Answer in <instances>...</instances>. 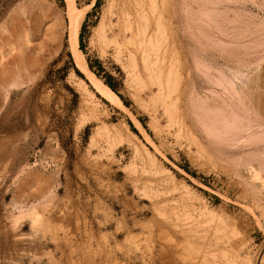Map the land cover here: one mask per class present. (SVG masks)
Listing matches in <instances>:
<instances>
[{
    "label": "rangeland",
    "instance_id": "rangeland-1",
    "mask_svg": "<svg viewBox=\"0 0 264 264\" xmlns=\"http://www.w3.org/2000/svg\"><path fill=\"white\" fill-rule=\"evenodd\" d=\"M73 2L123 105L64 0H0V264H264V0Z\"/></svg>",
    "mask_w": 264,
    "mask_h": 264
},
{
    "label": "bare ground",
    "instance_id": "bare-ground-1",
    "mask_svg": "<svg viewBox=\"0 0 264 264\" xmlns=\"http://www.w3.org/2000/svg\"><path fill=\"white\" fill-rule=\"evenodd\" d=\"M152 1V0H151ZM161 1H163V0H161ZM45 2V1H44ZM64 2H65V8H66V15H67V17H68V21H67V26H66V36H67V43H68V48L70 49V51H71V54H72V58H73V61H74V63H75V65H76V67L80 70V72L83 74V76H84V79L85 80H83V79H81V78H78V80H77V82L76 83H74L75 84V87H78V88H85V85H86V82L85 81H87L88 82V84L94 89V91H96L100 96H102L104 99H106V100H108V101H110V102H118L119 104H121V105H123L122 104V102H121V100L119 99V97L113 92V90L109 87V86H107L105 83H103L99 78H97L89 69H88V67H87V64H86V62L84 61V58H83V52H82V50L80 49V47H79V42H78V33H79V28H80V23H81V20H82V18H83V16H84V12H81V11H79V10H77V8L74 6V2H73V0H64ZM130 2V1H129ZM148 2H149V0H148ZM155 3V2H154ZM128 4V3H127ZM149 4H151V3H149ZM24 5V4H23ZM135 5V4H134ZM142 5V4H141ZM160 5V4H159ZM29 7V6H28ZM32 7V6H31ZM38 7V6H37ZM39 7H41V6H39ZM44 7V9L47 11V12H50V13H52L51 11V8L49 7V6H47V5H44L43 6ZM156 7V6H155ZM16 8V7H15ZM135 8H136V6H135ZM148 8V7H147ZM152 8V7H151ZM154 8V7H153ZM27 9V8H26ZM165 9V8H164ZM28 10V9H27ZM153 10V9H152ZM210 10V9H209ZM15 11V10H14ZM44 11V10H43ZM136 12V11H135ZM154 12V11H153ZM44 14H45V12H43ZM49 13V14H50ZM122 13V12H121ZM142 13V12H141ZM209 13V12H208ZM44 14H42L43 16V18H44ZM48 14V15H49ZM160 14V13H159ZM15 15V14H14ZM25 15H26V13H25ZM24 15V16H25ZM45 15H47V14H45ZM122 15V14H121ZM125 15H127V13L125 14ZM124 15V16H125ZM129 15V14H128ZM153 15V14H152ZM158 15V14H157ZM205 15V14H204ZM206 15H208V14H206ZM216 15V14H215ZM8 16H9V13H8ZM8 16H6V18L8 17ZM16 16H17V14H16ZM16 16L14 17H12V16H10V18H11V20H12V18H15L16 19ZM143 16V15H142ZM209 16V15H208ZM34 17H36V16H34ZM47 16H45V18H46ZM127 17V16H126ZM134 17H135V15H134ZM133 17V18H134ZM159 17V16H158ZM19 18H21V20H22V18L23 17H19ZM19 18H18V22H19ZM27 18H28V15H27ZM27 18H25L26 20H27ZM36 18H38V17H36ZM140 18V17H139ZM143 18H144V16H143ZM157 18V17H156ZM24 19V20H25ZM28 19H30V18H28ZM34 19V21L35 20H37V19H35V18H33ZM42 19V18H41ZM137 19V18H136ZM158 19L159 18H157V22H158ZM207 19H209V18H207ZM11 20H9L10 22H11ZM25 20V22H27L28 23V20L26 21ZM116 20V19H115ZM241 20H242V18H241ZM16 21V20H15ZM15 21L13 22V23H15ZM137 21V20H136ZM144 21H145V19L143 20V23H144ZM9 22V23H10ZM23 22V23H22ZM24 21H21V23H22V27H23V25H25V24H27V23H25ZM123 22H124V20H123ZM127 22H128V20H127ZM155 22V21H154ZM214 22V21H213ZM226 22V21H225ZM233 22V21H232ZM253 22V21H252ZM6 23H7V21H6ZM20 23V24H21ZM34 23V22H33ZM115 23H116V21H115ZM134 23H136V22H134ZM145 23H146V21H145ZM226 23H228V22H226ZM254 23V22H253ZM5 24V23H4ZM16 24H18L17 22H16ZM29 24V23H28ZM42 24V23H41ZM127 24V23H126ZM156 24V23H155ZM158 24V23H157ZM161 24V23H160ZM159 24V25H160ZM256 24H259V23H256ZM10 25L11 26H13L12 25V22L10 23ZM43 25V24H42ZM42 25H41V28H42ZM110 25V24H109ZM125 24H123V27H125V29H129L128 27H129V25L128 26H124ZM143 25V24H142ZM20 26V25H19ZM37 28H35V31L36 32H38L39 33V27H40V24H37ZM44 26V25H43ZM134 26H135V24H134ZM138 26H139V24H138ZM219 26V25H218ZM255 26H258V25H255ZM10 27V26H9ZM30 27H32V26H29V28ZM137 27V26H136ZM141 27V26H140ZM156 27V26H155ZM17 28V25H14V27L12 28L13 29V33L15 34V30H18V28ZM25 28V27H24ZM33 28H34V26H33ZM144 28H146L145 26L142 28L141 27V29L143 30ZM157 28V27H156ZM155 28V29H156ZM9 30L11 29V27L10 28H8ZM20 29V28H19ZM22 29V28H21ZM20 29V30H21ZM32 29V28H31ZM31 29H30V32H31ZM45 28H43V30H44ZM122 29V28H121ZM124 29V30H125ZM138 29H139V27H138ZM138 29H136V30H138ZM140 29V30H141ZM158 29V28H157ZM231 29V28H230ZM234 29H235V27H234ZM240 29V28H239ZM249 29V28H248ZM9 30H8V32H9ZM33 30V29H32ZM43 30H40V31H42V33H43ZM46 30V29H45ZM159 30V29H158ZM158 30H157V32H158ZM262 30V29H261ZM126 31V30H125ZM131 31V30H130ZM152 31V30H151ZM223 31V30H222ZM240 31V30H239ZM244 31H246V27H245V30L243 29V31H242V33L241 34H243L244 33ZM128 32H129V30H128ZM127 32V33H128ZM132 32V31H131ZM130 32V33H131ZM138 32V31H137ZM136 32V33H137ZM140 32V31H139ZM255 32V31H254ZM9 33H11V30H10V32ZM32 33V32H31ZM144 33V32H143ZM143 33H142V35H143ZM159 33V32H158ZM237 33H240V32H237ZM14 34H12V35H14ZM40 34V33H39ZM117 34H119V33H117ZM141 34V33H140ZM161 34V33H160ZM35 35V34H34ZM133 35H134V33H133ZM162 35V34H161ZM9 36V35H8ZM42 36V35H41ZM103 36V35H102ZM116 36H118V35H116ZM150 36V35H149ZM148 36V37H149ZM155 36V35H154ZM153 36V37H154ZM160 36V35H159ZM236 36V35H235ZM239 36V35H238ZM10 37H11V35H10ZM13 37V36H12ZM115 37V36H114ZM121 37V36H120ZM142 38H143V36H141ZM152 37V38H153ZM138 38V37H137ZM138 39V41H136L137 43H142L143 42V44H144V41H142L143 39ZM145 38H146V36H145ZM161 38V37H160ZM256 38V37H255ZM104 39V38H103ZM124 39V38H123ZM114 40V42L113 43H115L116 41V39H113ZM126 40L128 41V39H127V37H126ZM145 40H147V39H145ZM160 40V39H159ZM255 40H257V39H255ZM260 40V39H259ZM35 41H36V39H35ZM105 41V40H104ZM108 41H110L111 42V40H108ZM130 41V40H129ZM128 41V42H129ZM152 41V40H151ZM32 42V43H31ZM37 42V41H36ZM36 42H34V40H32V41H30V47H28V51H30V52H25L26 54H25V56H24V60L27 62V64H29L30 65V67L31 66H33L34 64L36 65L37 64V62L39 63L40 62V60H39V57H37V56H35V54L33 55L32 53L33 52H37V50L38 51H40V48H39V45H37L38 43H36ZM106 42V41H105ZM109 42V43H110ZM120 42V41H119ZM127 42V43H128ZM130 42H132V39H131V41ZM147 42V41H146ZM113 43H112V45H113ZM133 43V42H132ZM136 43V44H137ZM107 44V43H106ZM117 44V43H116ZM115 44V45H116ZM129 44V43H128ZM150 44V43H149ZM155 44V43H154ZM262 44V43H261ZM110 45V44H109ZM139 45V44H138ZM27 46H28V44H27ZM120 46V45H119ZM118 46V47H119ZM106 47V46H105ZM115 47V46H114ZM117 47V46H116ZM115 47V48H116ZM117 47V48H118ZM134 47V46H133ZM144 47V46H143ZM150 47V46H149ZM153 47V46H152ZM156 47H157V45H156ZM155 47V48H156ZM110 48V47H109ZM137 48H139L138 46H137ZM154 48V49H155ZM140 49H142L141 48V46H140V48H139V50L138 51H140ZM144 49V48H143ZM25 50H26V48H25ZM116 50H118V49H116ZM137 50V49H136ZM145 50V49H144ZM24 51V50H23ZM119 51V50H118ZM150 52H152V50L150 51ZM23 53V52H22ZM140 53L142 54V52L140 51ZM153 53V52H152ZM146 52H143V54H142V58H145L146 60H147V58H146ZM18 55H21L20 53L18 54ZM117 55V54H116ZM120 55V54H119ZM131 56H132V54H130ZM140 55V54H139ZM21 56H23V55H21ZM126 56H128V55H126ZM131 56H129L130 58H131ZM148 57V56H147ZM13 58V57H12ZM128 58V57H127ZM155 58H156V56H155ZM20 59V57H18V59L17 60H19ZM132 59H133V57H132ZM131 59V60H132ZM140 59V58H139ZM13 60H14V58H13ZM134 60V59H133ZM141 60V59H140ZM16 61V60H15ZM20 61V65H21V59L19 60ZM24 61V62H25ZM154 61V60H153ZM156 61V60H155ZM131 62H134V61H131ZM143 63H144V61H142ZM15 63V62H14ZM17 63H19V62H17ZM34 63V64H33ZM26 63H25V65H27ZM131 64V63H130ZM134 64L135 63H133V66H134ZM145 64V63H144ZM19 65V66H20ZM29 65H28V67H29ZM150 65V64H149ZM136 67V66H135ZM150 67V66H149ZM131 69H133V67L131 68ZM159 70V69H158ZM133 73V72H132ZM137 73V72H136ZM74 74V73H73ZM75 75V74H74ZM135 76V75H134ZM73 78V77H72ZM140 78V77H139ZM71 79V78H70ZM16 81V80H15ZM75 82V81H74ZM138 82V81H137ZM73 83V82H72ZM139 83V82H138ZM140 84V83H139ZM161 85V84H160ZM201 101V100H200ZM203 102V101H202ZM201 105V104H200ZM204 105V104H203ZM220 105H218L217 107H219ZM206 107H208V104H207V106H205L204 108H206ZM211 107V106H210ZM212 109V108H211ZM207 110V109H206ZM214 110V109H213ZM216 110V109H215ZM221 112V111H220ZM214 115V114H213ZM204 116V115H203ZM215 116V115H214ZM219 116V115H218ZM206 119H208V117H206V116H204ZM212 118H215V117H212ZM223 118V117H222ZM219 119V118H218ZM220 121H222V119H220ZM224 121V120H223Z\"/></svg>",
    "mask_w": 264,
    "mask_h": 264
},
{
    "label": "trees",
    "instance_id": "trees-1",
    "mask_svg": "<svg viewBox=\"0 0 264 264\" xmlns=\"http://www.w3.org/2000/svg\"><path fill=\"white\" fill-rule=\"evenodd\" d=\"M98 1H99V0H95V6L97 5ZM79 39H81V36H79ZM80 41H81V40H80ZM79 46H80V49L82 50V45L79 44ZM88 66H89L90 68H92L91 65H90V63H88ZM75 72L81 76V73L78 71V69L75 68ZM96 75H97V74H96ZM110 78H111L110 76H107V78H105L103 81H104V83H105L107 86H109V87H110V88H111V89L117 94V91H116L114 85L112 84ZM118 96L121 98L120 95H118Z\"/></svg>",
    "mask_w": 264,
    "mask_h": 264
}]
</instances>
